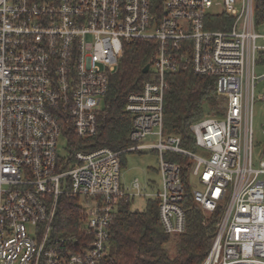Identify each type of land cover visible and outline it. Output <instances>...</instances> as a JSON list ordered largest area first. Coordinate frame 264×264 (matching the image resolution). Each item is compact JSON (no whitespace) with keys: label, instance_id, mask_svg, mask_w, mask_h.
Returning a JSON list of instances; mask_svg holds the SVG:
<instances>
[{"label":"built area","instance_id":"2783aa9c","mask_svg":"<svg viewBox=\"0 0 264 264\" xmlns=\"http://www.w3.org/2000/svg\"><path fill=\"white\" fill-rule=\"evenodd\" d=\"M264 0H0V264H97L107 254L121 200H158L164 231L185 229L180 166L188 158L194 202L222 206L201 264H264V148L254 161V88L264 78V34L256 12ZM153 40L150 79L127 98L128 152L152 151L161 187L144 194L120 181L121 155L109 148L72 155L64 169V129L95 136L98 115L126 45ZM190 67L216 80L222 114L190 130L196 151L163 129L166 77ZM264 134V132H263ZM154 139L153 143H148ZM78 199V235L54 233L62 197Z\"/></svg>","mask_w":264,"mask_h":264},{"label":"trees","instance_id":"16d2710c","mask_svg":"<svg viewBox=\"0 0 264 264\" xmlns=\"http://www.w3.org/2000/svg\"><path fill=\"white\" fill-rule=\"evenodd\" d=\"M160 0H157V2ZM257 25L264 23V3L256 12ZM158 44L153 40H135L126 45L116 71L109 80V90L103 108L98 115V132L95 136L78 138L71 129H64L67 140V158L62 159L64 169L70 167L76 152H90L109 148L124 156L134 143L129 134L132 116L126 111L127 98L140 92L144 82L150 79L143 72L152 64ZM168 88L164 95L163 129L168 134L181 137V146L196 151L195 139L190 127L206 116H220L223 97L217 91L214 78L199 76L188 66L166 77ZM208 112H205V109ZM166 158L178 164L184 185L182 207L185 213V229L182 233L167 234L158 215V200L147 199L143 211H133L130 200H121L110 224L109 248L105 257L97 264H201L208 255L217 233V224L223 207L206 213L194 202L189 185L187 157L168 153ZM80 217L78 199L64 196L60 199L55 217L54 233L59 236L78 235L76 224ZM174 242V254L167 245Z\"/></svg>","mask_w":264,"mask_h":264},{"label":"rangeland","instance_id":"374dc122","mask_svg":"<svg viewBox=\"0 0 264 264\" xmlns=\"http://www.w3.org/2000/svg\"><path fill=\"white\" fill-rule=\"evenodd\" d=\"M257 32L264 34V28H257ZM258 44L264 46V40L258 41ZM257 75L264 74V67L256 69ZM255 102L253 104V139L255 144L254 161L255 166L258 157L264 148V78L261 79L254 88ZM220 107V115L222 114ZM208 112V109H205ZM155 140L150 139L148 143H153ZM67 140L61 137L58 144V156L62 159L67 158ZM125 164L121 168L120 181L121 184L132 191V183L138 180L144 194L152 196L161 187V175L158 171L159 159L152 151L130 152L124 156ZM149 197H132L129 201L131 210L143 211L146 207V202ZM167 247L170 253L174 254V242H170Z\"/></svg>","mask_w":264,"mask_h":264},{"label":"water","instance_id":"95a60500","mask_svg":"<svg viewBox=\"0 0 264 264\" xmlns=\"http://www.w3.org/2000/svg\"><path fill=\"white\" fill-rule=\"evenodd\" d=\"M148 69H149V65H146V66L144 67V69H143V72H147Z\"/></svg>","mask_w":264,"mask_h":264}]
</instances>
